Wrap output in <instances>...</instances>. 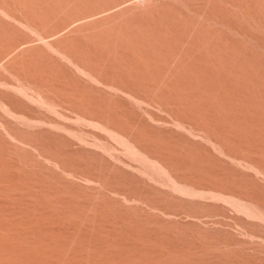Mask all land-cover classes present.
<instances>
[{
	"label": "bare ground",
	"instance_id": "bare-ground-1",
	"mask_svg": "<svg viewBox=\"0 0 264 264\" xmlns=\"http://www.w3.org/2000/svg\"><path fill=\"white\" fill-rule=\"evenodd\" d=\"M0 264H264V0H0Z\"/></svg>",
	"mask_w": 264,
	"mask_h": 264
}]
</instances>
